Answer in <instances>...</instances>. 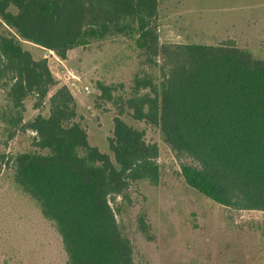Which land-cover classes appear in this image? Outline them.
Returning a JSON list of instances; mask_svg holds the SVG:
<instances>
[{
    "label": "trees",
    "instance_id": "1",
    "mask_svg": "<svg viewBox=\"0 0 264 264\" xmlns=\"http://www.w3.org/2000/svg\"><path fill=\"white\" fill-rule=\"evenodd\" d=\"M159 12L160 0H0V175L54 224L67 264H138L117 216L123 201L112 202L129 199L134 183H159L160 149L126 111L192 158L180 170L191 188L228 210L264 211V58L234 39L160 43ZM111 38L133 40L158 69L135 76L118 97L97 81L100 97L118 107L112 154L90 141L75 95L48 59L23 46L66 60L76 47ZM31 100L38 113L27 117ZM18 136L26 145L9 150ZM137 225L150 228L143 215Z\"/></svg>",
    "mask_w": 264,
    "mask_h": 264
},
{
    "label": "rangeland",
    "instance_id": "2",
    "mask_svg": "<svg viewBox=\"0 0 264 264\" xmlns=\"http://www.w3.org/2000/svg\"><path fill=\"white\" fill-rule=\"evenodd\" d=\"M155 25L160 43L216 44L234 39L264 58V0H160ZM23 46L35 58H48L60 84H68L75 95L90 141L111 153L108 137L118 107L100 97L97 81L118 97L129 91L135 76L157 75V66L131 39L79 46L63 61L30 41L23 40ZM36 113L31 100L27 117ZM122 117L144 130L147 141L160 149L159 183H134L129 199L117 197L112 202L116 206L123 201L117 216L134 240L138 264H264V211L228 210L204 197L180 175L181 165L192 163V158L177 154L158 126L136 120L128 111ZM26 143L25 136H18L8 149L15 151ZM139 215L150 226L147 232L137 225ZM0 264H67L56 227L29 196L14 188L7 172L0 175Z\"/></svg>",
    "mask_w": 264,
    "mask_h": 264
},
{
    "label": "built area",
    "instance_id": "3",
    "mask_svg": "<svg viewBox=\"0 0 264 264\" xmlns=\"http://www.w3.org/2000/svg\"><path fill=\"white\" fill-rule=\"evenodd\" d=\"M47 49V48H45ZM57 60L59 61H63L64 59H62L61 57H59L53 50L51 49H47ZM47 58V57H46ZM48 59V58H47ZM85 89H87L89 91V86H86Z\"/></svg>",
    "mask_w": 264,
    "mask_h": 264
},
{
    "label": "crops",
    "instance_id": "4",
    "mask_svg": "<svg viewBox=\"0 0 264 264\" xmlns=\"http://www.w3.org/2000/svg\"><path fill=\"white\" fill-rule=\"evenodd\" d=\"M68 85V84H67Z\"/></svg>",
    "mask_w": 264,
    "mask_h": 264
}]
</instances>
